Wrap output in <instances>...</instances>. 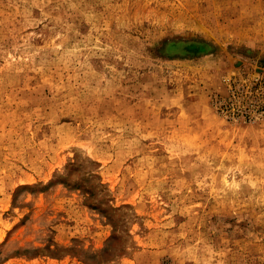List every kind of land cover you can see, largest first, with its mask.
I'll return each instance as SVG.
<instances>
[{"label": "rangeland", "instance_id": "rangeland-1", "mask_svg": "<svg viewBox=\"0 0 264 264\" xmlns=\"http://www.w3.org/2000/svg\"><path fill=\"white\" fill-rule=\"evenodd\" d=\"M0 264H264V0H0Z\"/></svg>", "mask_w": 264, "mask_h": 264}]
</instances>
